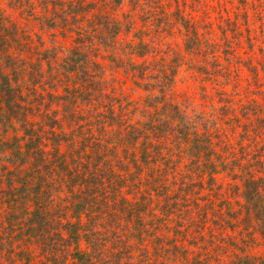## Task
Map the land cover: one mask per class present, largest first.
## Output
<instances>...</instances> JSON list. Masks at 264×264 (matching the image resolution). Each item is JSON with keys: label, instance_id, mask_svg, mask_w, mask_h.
Returning <instances> with one entry per match:
<instances>
[{"label": "trees", "instance_id": "trees-1", "mask_svg": "<svg viewBox=\"0 0 264 264\" xmlns=\"http://www.w3.org/2000/svg\"><path fill=\"white\" fill-rule=\"evenodd\" d=\"M129 1L141 34L118 47L135 24L119 19L123 0H7L24 13L64 6L72 44L60 57L0 9V264H264L249 251L264 244V53L245 60L248 78L232 68L242 38L246 47L262 42L243 33L253 23L228 15L201 31L211 22L177 7L170 22L182 27L183 44L175 49L162 35L161 7ZM247 4L264 29L263 1ZM181 69L202 76L192 87L214 116L173 97ZM232 72L248 87L235 83L230 95L223 86ZM220 123L252 144L244 162L242 141L220 137ZM234 188L237 210L227 203ZM232 218L241 253L212 229Z\"/></svg>", "mask_w": 264, "mask_h": 264}, {"label": "rangeland", "instance_id": "rangeland-1", "mask_svg": "<svg viewBox=\"0 0 264 264\" xmlns=\"http://www.w3.org/2000/svg\"><path fill=\"white\" fill-rule=\"evenodd\" d=\"M262 1H263L262 18L264 19V0ZM148 2L149 3L156 2L161 7L163 13L161 17L162 21L160 23H162L163 21L164 22L168 21V24L163 25L162 35L164 36L165 41L169 43L168 45H170L171 47L173 46L175 49L177 47L182 46L183 44V36L181 34L182 27L180 29V26L178 24L171 25V22H170V20L172 19L171 16L173 17L175 16V15H172L171 12L174 11L178 7L180 10L183 11L184 14L187 13V14L192 15L193 18L197 21H198V18L199 19L204 18L209 21L208 23L211 22V25H204V27H201V31H210L212 27V22L216 23L219 17H226L228 15L230 17H234L235 15L238 14L237 17H240V19H244V16L245 15L247 16L246 18L250 20L249 23H253V24H251L248 28L247 27L244 28V31H243L244 35H248V34L257 35L258 40L262 42L251 41L253 43V46L249 47L247 45L246 47V44L243 42L244 38H242V43H241L242 47L240 49L242 51V56L240 55L241 56L240 59L242 60H240V62L237 61L236 62L237 65L232 66V68L234 66L238 67L237 71L240 77L242 78L249 77V71L246 68L247 66L245 65H251V64H248L245 60L252 59L250 57V53L255 55V57L262 56V54L264 53V29L262 28L263 25L260 24V21L256 20V14L253 13L250 9H248L247 11L244 10V8H246L245 7L246 3L249 2L247 6L251 7V4H253L254 2H258V0H199V1L198 0H148ZM132 3L133 1L123 0V3L119 7L116 8V10L119 8V11H118L119 19H121L124 22V17L126 15H131L132 18H127L125 20H130V21L132 20L133 23H135L131 25L128 32H124L119 35L118 39H120L121 43L120 45H118V47L121 46L122 43L126 44L130 42H136L137 41L136 37L140 36L141 34L140 32V29H141L140 25L142 23L141 14L138 10H136L135 8L136 5ZM140 3H141V0H139L138 5H140ZM0 9L3 10L2 12L4 16L8 17V19L9 18L12 19V21L15 22L16 24L26 25L24 28L32 33L33 44L35 46H39L42 50L43 49L53 50L56 56L60 57L63 55V53H65V50L67 48L71 47L72 38L70 35L72 34H70L69 31L66 32L65 29L62 28L64 26V21L66 20V12H64V6L59 7L55 5L53 7V9H55V12H54L52 11V4H49L48 6H46V4H44L43 6L37 5L35 11L24 13V11H21L20 9L15 10V7L7 6V0H0ZM29 9H30L29 6H27L26 11H28ZM144 9L146 11H149L150 8L148 5H145ZM116 10H113V13ZM19 12L22 14V16L19 14ZM52 14H55L57 17L55 19H50ZM63 17L65 19H63ZM154 20L152 21L151 25H149L148 23L147 26H148V29L150 30V35L153 36V40L158 42V38H156L157 32L154 29L155 27H153ZM261 48H262V51H260ZM101 52H102L101 55L103 57L102 59H104V60L101 59V61H103L106 68H109L107 70V72L109 73V71L111 70V66L113 65H110L108 60L104 58L105 55H107V53L104 50H102ZM205 59L211 60L210 58H207V57ZM141 60L142 58H140L139 61ZM117 71H118V76L121 79H125L126 82L128 83L127 84L128 86L129 85L133 86L132 84L133 79L130 76L126 77V75L123 74V69H117ZM186 74L189 75V78H187ZM235 74H236L235 72H232L231 76H229L228 78L231 77L234 80L237 79ZM201 77L202 76L200 74H197L196 77L193 74L190 76L189 71L181 69L175 75V94L173 95V97L181 105H183L188 111L194 110L192 106L196 104V102H199L202 104V106H198V107L196 106L199 109V111L203 109L206 113H210L212 116H214V114L216 113L212 110L213 108H210L209 104L207 105V98L205 97V93L198 91L196 87H192L194 85L192 79L195 78L196 80H200ZM232 79L230 82H226V84L223 86L225 89L228 90V92H230L229 93L230 95L234 94L235 83L239 82L244 87H248V84L246 83V81L242 80L241 78L237 79L236 82H234V80ZM138 81L142 83L141 79H139ZM204 81H207V80H204ZM205 84L208 85L207 86L208 92H211L210 85H212V83L210 84L205 83ZM214 88L219 90L218 87L214 86ZM137 92L138 93L135 94L134 97L142 98L143 95H145L144 91L140 90ZM212 94L214 97L213 98L214 101L220 98L222 102V99H223L222 96L217 97L213 90H212ZM220 126L224 131L223 134H220V137L235 136L236 141L238 139L242 141L243 146L241 150H238V155L242 157L243 159L241 160L242 162H244L245 159H248L249 155L251 154L252 144L247 143L245 140L246 138H240L241 136H243L244 132L243 134L238 136V133H239L238 129L236 130L237 132L234 133V131L230 129L227 123L221 124ZM238 147H236V149ZM222 175L224 176L225 173H223ZM224 178H227L228 181L231 182L229 177H224ZM206 179H207V176H205L203 181L206 182L207 181ZM227 179L223 180V183H225ZM227 196H228L227 203L229 204V207L233 210H237L238 209L237 202H240L242 200V198L239 196V191L235 188H234L233 193L230 190H228ZM215 221L216 220H214V223ZM235 222H236V219L232 218V223H233L232 226H230V224L223 226L221 223L220 224L213 223L212 225L213 227L212 229H217L214 232L220 235V237H222V242L220 244L224 242L225 247H230V250L228 251L229 253H231V250L233 253L235 252L241 253L239 250L234 251V249H232L233 248L232 244L234 243V241L236 242V237L238 239V235H237L238 232H236L237 224ZM256 237L258 236L256 235ZM249 251L252 254L263 256L264 255V244L258 239L256 240V242L252 244L251 249ZM218 259H221V257H219ZM216 262L217 261H214V263Z\"/></svg>", "mask_w": 264, "mask_h": 264}]
</instances>
